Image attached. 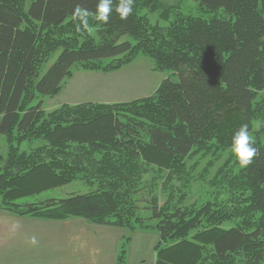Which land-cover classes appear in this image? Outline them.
Here are the masks:
<instances>
[{
	"label": "trees",
	"instance_id": "obj_1",
	"mask_svg": "<svg viewBox=\"0 0 264 264\" xmlns=\"http://www.w3.org/2000/svg\"><path fill=\"white\" fill-rule=\"evenodd\" d=\"M194 1L213 16L177 15L162 28L140 15L156 9L157 0H134L127 19L113 10L107 23L95 19L98 0H0V135L10 146L12 136L43 142L35 161L7 148L0 212L47 221L80 218L133 233L144 229L128 199L140 183V164L181 174L195 152L230 151L240 125L250 131L261 111L254 101L264 91V0ZM118 2L113 0V9ZM77 5L89 13V27L80 32L73 19ZM51 53L58 55L42 73ZM139 54L177 80L166 78L150 97L126 104L63 105L46 116L41 102L31 106L37 95H57L74 65L111 72ZM254 146L252 163L230 182L247 196L241 210L228 213L215 203L195 211L159 207L153 198L154 264H202L207 246L216 264L234 257L264 264V145ZM77 179L96 190L15 203L44 185L51 189ZM233 218L241 224L222 227ZM129 241L124 239L117 264H124Z\"/></svg>",
	"mask_w": 264,
	"mask_h": 264
},
{
	"label": "rangeland",
	"instance_id": "obj_2",
	"mask_svg": "<svg viewBox=\"0 0 264 264\" xmlns=\"http://www.w3.org/2000/svg\"><path fill=\"white\" fill-rule=\"evenodd\" d=\"M140 15L146 17L150 24L166 28L177 15L208 19L213 16V13L202 11L199 4L194 0H157L156 9L140 10ZM162 16H167V19ZM127 39L123 37L121 41H127ZM59 51L60 49H57L55 53ZM55 53L49 55L50 58L44 64L42 73L55 61L58 55ZM108 62L104 61L102 65ZM103 74H115L112 75L115 76V79L109 77L107 82L115 83V85L109 84L114 87V90L105 96L99 95L94 90L97 82L104 81ZM166 78L177 80V77L169 71L155 70L153 61L142 54L137 55L129 64L122 65L119 69L111 72L87 71L83 70L80 65H74L71 70V77L63 81L61 90L57 95L50 97L37 95L31 106L34 107L41 102V109L46 116L63 105L126 104L150 97ZM254 103L259 105L261 111L260 115L254 116L250 122L249 133L253 141H259L264 145V91L258 93ZM11 145L7 143V137L0 135V167L5 163L7 148L17 154L28 155L34 161L38 160L40 156L34 152L43 145V142L36 138L18 142L16 136H12ZM139 167L140 170L143 169L140 171V183L138 188L128 196V199L133 203L136 215L144 220V229H137L133 233L155 234L157 237L155 246L158 243V236L152 229L156 225L155 221L151 220L153 198H156L159 207L168 205L170 208H186V210L194 211L199 210L207 203H215L228 213H232L238 207L241 210L243 206L242 201L246 194L235 189V183L230 184L231 179L238 174L241 167L228 149H208L195 152L184 160V170L181 174L158 170L152 166L146 167L143 164H140ZM47 180L50 181L49 178ZM40 185H42L41 182ZM95 190V185L89 187L82 180L77 179L69 184L51 189L44 185L37 195H26L17 199L15 203L21 205L51 199L60 200L71 195H83ZM236 202L239 204H234ZM239 224H241V220L233 218L224 223L222 227L230 228ZM126 231L127 236L131 239L133 233ZM198 231L202 230L198 229ZM194 234H191L190 237ZM211 251L212 247H205L204 263L202 264H216L210 259ZM231 263L242 264L239 262V257L231 258Z\"/></svg>",
	"mask_w": 264,
	"mask_h": 264
},
{
	"label": "crops",
	"instance_id": "obj_3",
	"mask_svg": "<svg viewBox=\"0 0 264 264\" xmlns=\"http://www.w3.org/2000/svg\"><path fill=\"white\" fill-rule=\"evenodd\" d=\"M94 90L106 95L114 90L107 83L115 74H103ZM101 77V76H98ZM94 91V92H95ZM35 236L38 243L29 239ZM127 231L100 226L80 218L47 221L21 218L0 212V264H117ZM155 234L133 233L126 247L124 264H154Z\"/></svg>",
	"mask_w": 264,
	"mask_h": 264
},
{
	"label": "clouds",
	"instance_id": "obj_4",
	"mask_svg": "<svg viewBox=\"0 0 264 264\" xmlns=\"http://www.w3.org/2000/svg\"><path fill=\"white\" fill-rule=\"evenodd\" d=\"M134 0H119L113 9V0H98L95 12V19L107 23L113 10L119 14L121 19H127L133 13ZM88 11L77 5L73 12V19L79 21L76 31L80 32L88 29ZM230 151L235 156L241 168H247L257 155L258 149L254 146V141L249 133L248 125L242 124L234 132ZM29 243L35 245L38 243L35 236L29 239Z\"/></svg>",
	"mask_w": 264,
	"mask_h": 264
}]
</instances>
